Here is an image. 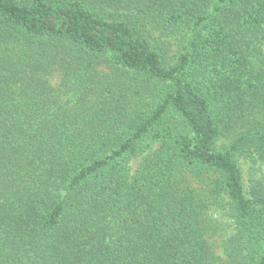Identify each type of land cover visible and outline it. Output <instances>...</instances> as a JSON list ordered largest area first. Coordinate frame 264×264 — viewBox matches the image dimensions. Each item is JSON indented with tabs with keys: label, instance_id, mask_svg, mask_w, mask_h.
Wrapping results in <instances>:
<instances>
[{
	"label": "trees",
	"instance_id": "obj_1",
	"mask_svg": "<svg viewBox=\"0 0 264 264\" xmlns=\"http://www.w3.org/2000/svg\"><path fill=\"white\" fill-rule=\"evenodd\" d=\"M147 23L186 34L174 64ZM246 146L264 159V0H0V264H264ZM186 173L230 200L225 259Z\"/></svg>",
	"mask_w": 264,
	"mask_h": 264
},
{
	"label": "rangeland",
	"instance_id": "obj_2",
	"mask_svg": "<svg viewBox=\"0 0 264 264\" xmlns=\"http://www.w3.org/2000/svg\"><path fill=\"white\" fill-rule=\"evenodd\" d=\"M140 30L152 45H162L165 48L166 53L163 57L166 60V64H174L175 56L184 43L186 34L169 32L148 23L143 27L141 26ZM104 68V65H100L98 70H103ZM63 78V73L59 69L55 70L50 76V84L62 95V98L72 97V79L68 84H65ZM231 140L229 137L221 136L215 141L214 145L217 149H220L230 143ZM156 147L157 144H154L144 154L131 159L129 163L131 175L134 174L143 155L150 153ZM237 160L241 169L245 190L247 192L253 190L258 193H264V159L256 154L254 147L246 146L238 152ZM215 177L216 174L211 173L203 177H196L186 173L181 185L196 187L207 195V209L205 213V224L208 231L207 240L215 255L221 259H225L226 255L223 245L227 237L234 231L235 216L228 196L212 193Z\"/></svg>",
	"mask_w": 264,
	"mask_h": 264
}]
</instances>
